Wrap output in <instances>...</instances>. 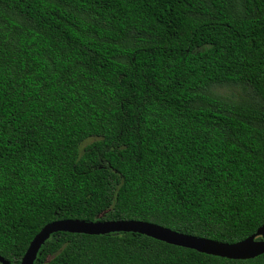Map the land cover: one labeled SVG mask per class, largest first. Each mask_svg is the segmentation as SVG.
<instances>
[{
    "label": "trees",
    "instance_id": "16d2710c",
    "mask_svg": "<svg viewBox=\"0 0 264 264\" xmlns=\"http://www.w3.org/2000/svg\"><path fill=\"white\" fill-rule=\"evenodd\" d=\"M60 218L141 219L225 242L256 231L264 0H0V255L18 264ZM33 264H264V253L57 231Z\"/></svg>",
    "mask_w": 264,
    "mask_h": 264
},
{
    "label": "water",
    "instance_id": "95a60500",
    "mask_svg": "<svg viewBox=\"0 0 264 264\" xmlns=\"http://www.w3.org/2000/svg\"><path fill=\"white\" fill-rule=\"evenodd\" d=\"M57 231L84 234L137 232L168 244L194 249L208 255L227 259H249L264 253V222L249 236L236 242L188 234L158 223L141 219L60 218L45 223L30 240L18 264H33L41 245ZM0 264H9L0 255Z\"/></svg>",
    "mask_w": 264,
    "mask_h": 264
},
{
    "label": "rangeland",
    "instance_id": "374dc122",
    "mask_svg": "<svg viewBox=\"0 0 264 264\" xmlns=\"http://www.w3.org/2000/svg\"><path fill=\"white\" fill-rule=\"evenodd\" d=\"M213 92L226 98L240 99L249 95V91L240 86H215L212 88Z\"/></svg>",
    "mask_w": 264,
    "mask_h": 264
}]
</instances>
